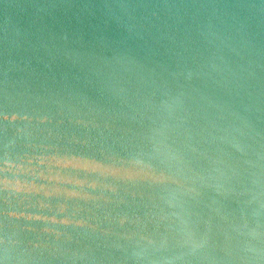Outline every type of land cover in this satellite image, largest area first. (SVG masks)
I'll use <instances>...</instances> for the list:
<instances>
[{
    "label": "water",
    "instance_id": "obj_1",
    "mask_svg": "<svg viewBox=\"0 0 264 264\" xmlns=\"http://www.w3.org/2000/svg\"><path fill=\"white\" fill-rule=\"evenodd\" d=\"M0 264H264V0H0Z\"/></svg>",
    "mask_w": 264,
    "mask_h": 264
}]
</instances>
